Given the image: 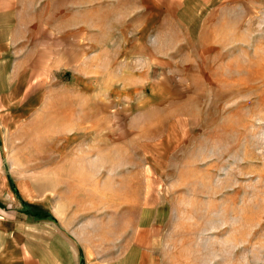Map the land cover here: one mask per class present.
<instances>
[{
  "label": "rangeland",
  "instance_id": "374dc122",
  "mask_svg": "<svg viewBox=\"0 0 264 264\" xmlns=\"http://www.w3.org/2000/svg\"><path fill=\"white\" fill-rule=\"evenodd\" d=\"M87 1L107 35L166 54L170 82L120 89L129 113L97 135L50 114L42 74L40 115L0 122L35 212L90 264H264V0Z\"/></svg>",
  "mask_w": 264,
  "mask_h": 264
},
{
  "label": "crops",
  "instance_id": "0c3cea01",
  "mask_svg": "<svg viewBox=\"0 0 264 264\" xmlns=\"http://www.w3.org/2000/svg\"><path fill=\"white\" fill-rule=\"evenodd\" d=\"M101 22L87 0H0V122L40 115L46 72L59 82L50 114L81 121L82 131L97 135L104 122L129 113V104L117 98L120 89L166 91L168 56L147 43H120ZM140 96L137 110L144 111L143 91ZM4 148L0 144V264H90L88 246L74 245L71 231L25 194L2 159Z\"/></svg>",
  "mask_w": 264,
  "mask_h": 264
},
{
  "label": "built area",
  "instance_id": "2783aa9c",
  "mask_svg": "<svg viewBox=\"0 0 264 264\" xmlns=\"http://www.w3.org/2000/svg\"><path fill=\"white\" fill-rule=\"evenodd\" d=\"M5 208L0 207V219L4 217Z\"/></svg>",
  "mask_w": 264,
  "mask_h": 264
}]
</instances>
